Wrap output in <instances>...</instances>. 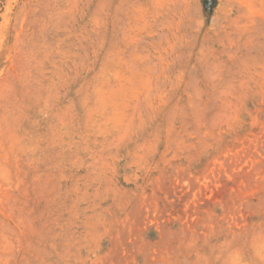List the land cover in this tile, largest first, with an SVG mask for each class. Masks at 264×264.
I'll use <instances>...</instances> for the list:
<instances>
[{
  "label": "rangeland",
  "instance_id": "rangeland-1",
  "mask_svg": "<svg viewBox=\"0 0 264 264\" xmlns=\"http://www.w3.org/2000/svg\"><path fill=\"white\" fill-rule=\"evenodd\" d=\"M0 264H264V0H0Z\"/></svg>",
  "mask_w": 264,
  "mask_h": 264
}]
</instances>
